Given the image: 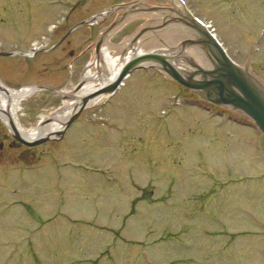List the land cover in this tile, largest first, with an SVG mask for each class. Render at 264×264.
I'll return each mask as SVG.
<instances>
[{"label": "rangeland", "instance_id": "obj_1", "mask_svg": "<svg viewBox=\"0 0 264 264\" xmlns=\"http://www.w3.org/2000/svg\"><path fill=\"white\" fill-rule=\"evenodd\" d=\"M127 1L0 0V51L48 48L78 21ZM185 1L236 64L248 60L264 82V0ZM135 8L108 43L147 23L163 25V32L179 24L169 0H138ZM113 19L75 29L51 53L0 57L7 90L49 88L19 102L21 129L31 132L58 112L61 94L71 93L85 70L96 78L109 74L101 63L97 70L94 44ZM164 35L177 46L170 53L184 49L181 56L207 68L202 52L188 44L195 36ZM108 43L103 53L116 68L119 48L109 50ZM177 61L170 63L187 75L189 64ZM90 84L91 91L102 85ZM197 92L203 94L152 68L134 69L115 94L91 102L62 138L30 148L8 147L12 138L0 118V264H145L148 252L155 264H264V234L253 224L258 220L264 230V176L242 177L264 174V136L211 115ZM108 168L115 181L105 176ZM228 175L243 180L229 182Z\"/></svg>", "mask_w": 264, "mask_h": 264}, {"label": "water", "instance_id": "obj_2", "mask_svg": "<svg viewBox=\"0 0 264 264\" xmlns=\"http://www.w3.org/2000/svg\"><path fill=\"white\" fill-rule=\"evenodd\" d=\"M94 18L95 17L83 21L79 25L92 22ZM182 21L186 23L190 28L201 34L202 37L200 36L199 39L195 42L201 43L203 48L210 53L211 58L214 60L213 70H202L200 68H196V74H210L209 79L197 83L192 80H185L173 67V65L170 64L162 55L156 53L141 54L132 57L129 61H127L123 65L113 82L102 87L99 90L81 97L74 105L73 113L63 124V128L60 131H57L53 134L45 133L38 136L34 140H27L21 136L16 127L13 125L12 121L9 120L11 135L19 142L28 146L37 145L50 140L52 139L53 135L61 137L90 100L102 93H112L129 71L139 67L141 63L146 61H154L160 63L163 66V70H165L166 72L168 71L173 79L186 85L187 87L201 89L209 87L210 90L203 92L208 96V98L216 103H230L233 106L241 108L254 119V121L264 133V99L261 96V90L259 86L253 83L250 77L248 78L249 75L244 72L243 69L231 64L230 61H228L227 58L223 55V53L220 52L219 48L210 40V38H208L203 32H201V30L195 24L190 23L186 18H183ZM0 55H4V53H0ZM195 67L197 66L195 65ZM82 84L83 81H80L75 90L77 91L82 86ZM232 88L238 90L240 94L235 93ZM64 97L66 99H73V97H71L70 95H66ZM48 121L49 120L47 119L44 123Z\"/></svg>", "mask_w": 264, "mask_h": 264}, {"label": "bare ground", "instance_id": "obj_3", "mask_svg": "<svg viewBox=\"0 0 264 264\" xmlns=\"http://www.w3.org/2000/svg\"><path fill=\"white\" fill-rule=\"evenodd\" d=\"M177 6V5H175ZM178 7V6H177ZM174 11L176 14L179 15V9L174 7ZM182 17V15H181ZM170 31V30H169ZM200 31V30H199ZM159 33V31H157ZM170 34L172 33H176L178 34V30L177 31H170ZM104 59L107 61V64L109 67H111V69H109V74L106 75L107 73H101L97 76L96 75H92V73H90L89 70L85 71V75L84 78L87 80L86 84L84 85L83 89H82V93L84 92H89L91 91V89L89 90V88L91 87L90 82L91 81H95V80H99L100 83H104V82H110L113 79V76L116 75L117 71H118V66H114L113 64V60L110 59L109 56H105ZM114 66V68H113ZM120 67V66H119ZM264 86V84H263ZM31 91H28V89H18V90H8L6 92H0V110H2L3 112H0V117L4 120V121H8L11 120L14 125L17 127L18 131L23 135L26 136L27 138H32L36 135H38L39 133H42L43 131H47V130H53L55 127L52 126H47L45 128H36L34 130L30 131H26L24 129H21V127L19 126V124L17 123V119L15 117V112L14 110L17 109V107L19 106V102L26 97ZM103 95L99 96L98 98L94 99L92 102H96L99 101L101 99H103ZM6 112V114L4 113ZM69 116V111L62 114L60 120L64 121L67 117ZM58 128V126H56Z\"/></svg>", "mask_w": 264, "mask_h": 264}]
</instances>
